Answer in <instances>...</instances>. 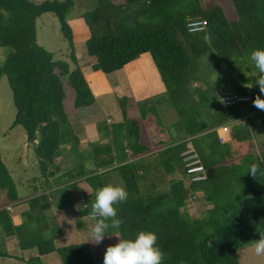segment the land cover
Returning a JSON list of instances; mask_svg holds the SVG:
<instances>
[{
    "label": "trees",
    "instance_id": "trees-1",
    "mask_svg": "<svg viewBox=\"0 0 264 264\" xmlns=\"http://www.w3.org/2000/svg\"><path fill=\"white\" fill-rule=\"evenodd\" d=\"M95 1L98 9L89 14L94 16V24L104 22L110 10L141 8L142 4L147 6L145 14L158 19L154 22L157 24L120 25L118 37L93 40L87 49L97 59V71L105 76L124 70L142 56H150L182 120L181 139L167 148L165 144H160L158 149L153 147L147 137L136 132L137 122L129 123L127 119L125 124L112 128L114 147L125 136L131 140L128 145L135 156L157 155L164 159L166 171L173 172L176 164H182L184 172L183 179L171 181L167 191L159 192L156 182L149 179L150 169L141 167V177L137 166L124 159L115 167L128 192L127 201L117 206V218L121 221L120 228L116 229L119 239H134L141 230L155 232L164 252V264H240V250L264 234V175L248 174L253 163L264 167V150L255 155L257 147L264 148V111L253 106L258 95L243 88L235 93L253 96L252 103L228 108L222 106L220 92L215 94L210 88L192 90L191 86L204 82L197 61L211 50L231 67L236 58H249L253 49H264V0H220L210 6L190 3L184 11L177 7L166 11L167 5L176 0ZM74 5L71 0L41 4L0 0V47L14 51L0 67V75L8 77L13 91L17 109L13 125L24 128L28 143L45 172L58 155L65 153L62 147L78 142L70 114L96 104L84 73L80 69L72 72L66 62H55L53 55L38 44V19L52 13L61 21L65 32V16ZM196 19L207 22L206 31H188V22ZM72 60H76L74 52ZM68 96L74 99L70 114L66 108ZM246 117L248 121L242 122ZM225 125L229 126V139L223 143L217 130ZM190 144L206 169L204 181L194 182L187 175L184 154ZM107 151L111 156L112 146ZM118 161L113 157L104 162L100 157L96 159L98 169L114 166ZM87 182L94 193L105 185L100 175L90 177ZM71 188L76 190L79 184ZM0 191L5 200L1 207L17 200L1 153ZM195 193L203 194V200L212 205L203 217H194L188 210ZM74 201L77 207L69 213L72 212L81 227L82 218L90 212L82 211L75 197ZM47 208L43 206L36 214L43 215ZM6 214L2 211L0 218L10 233L14 231L13 224ZM34 219L38 220V215ZM35 239L41 256L57 252L63 264H103L100 244L94 241L56 249L54 240H43L42 236Z\"/></svg>",
    "mask_w": 264,
    "mask_h": 264
},
{
    "label": "crops",
    "instance_id": "crops-1",
    "mask_svg": "<svg viewBox=\"0 0 264 264\" xmlns=\"http://www.w3.org/2000/svg\"><path fill=\"white\" fill-rule=\"evenodd\" d=\"M84 55L85 58L81 60V64L85 68L91 67L90 69H92L95 62L88 58L85 51ZM147 62L146 59L140 57L125 67L124 70L106 75L108 78L112 75L114 77H111L107 84H102L100 91L102 94L99 97L102 99L96 100V104L91 108L74 110L70 114L78 142H72L62 147L65 153L58 155L47 172L41 169L40 161L30 147L27 137L23 144H18V147L13 146L16 136L10 137L7 134L3 137L5 143L12 145L8 157L5 158V153L1 150L0 153L11 174L17 200L5 207L0 206V213L2 211L7 212L6 216L11 219L14 229V231L7 233L0 218V264H63L57 252L45 256L39 255L37 247L39 242L35 238L40 236L43 240H54L56 249L88 243L95 221L88 214L82 218L81 227H79L78 222L73 218V214H70L72 212L69 213L77 207L74 197L81 205L82 211H91L95 193L87 180L94 175L102 176L105 185L112 184L126 189L120 172L115 170V167L119 166L123 159L127 160L126 163L136 165L140 170L139 173H142L143 168H147L145 167L146 164L155 161V158L157 161L160 159L161 166H159V161H156L151 165V168H147L150 169V180L157 184V191L160 186L167 184L165 189H169L171 181H180L181 177H184L183 169L177 168V166L173 172L166 171L163 166L164 159L161 160L160 156L151 155L143 158L135 156L133 149L128 145L131 140L126 137L120 138L118 147H114L113 144L111 129L123 124L128 119L122 108V102L127 100L128 107L126 109L129 111L139 110L140 103L137 100L138 93L136 91L145 83L149 84L148 78L145 80L143 78L148 68L152 71ZM137 82L139 84H136ZM106 114L112 115V118L107 119ZM106 119L107 134H103L98 130V127ZM13 128L16 127L13 125ZM147 140L151 142L153 147L155 142L159 141V139L148 137ZM111 146L113 148L111 156L116 160L119 159V163L106 169H98L97 157H100L102 162L112 158L107 151V148ZM97 151L100 152L97 153ZM31 165L39 168V170L32 172V174L26 173ZM158 181L161 182L158 183ZM74 184H79V188L76 190L71 188ZM200 196L203 197V194ZM4 201V195L0 191V205ZM32 201L35 203L32 204ZM204 203L209 204L205 200ZM43 206L48 207L44 214L41 216L36 214L41 211ZM209 208L211 209V207ZM31 213L33 218L30 217ZM35 215H38V220L34 219ZM24 225L25 229L20 232L19 229ZM113 231L115 229L110 228L108 234L110 235V232L114 234ZM117 242L116 237H106L100 243L101 254L104 256L107 247L115 245Z\"/></svg>",
    "mask_w": 264,
    "mask_h": 264
},
{
    "label": "rangeland",
    "instance_id": "rangeland-1",
    "mask_svg": "<svg viewBox=\"0 0 264 264\" xmlns=\"http://www.w3.org/2000/svg\"><path fill=\"white\" fill-rule=\"evenodd\" d=\"M28 1L34 4H41L45 1L65 2L68 0ZM71 1H73L75 5L65 16V22L67 25L65 32L61 21L52 13L45 14L38 19V44L53 55L55 62L68 63L72 72L80 69L84 73L90 89L94 93L95 99L99 101L102 99V97L99 98L102 94L100 92L102 84H107V81L114 76L112 75L108 78V76H104L97 71V60L88 55V44L93 40L104 37H118L120 35V25L125 27H135L137 24H157L154 22H158V19L148 13L145 14L144 12L147 10V6L146 4H142L141 8L118 7L115 10H110L107 12L106 20L104 22L94 24V16L91 17L89 14L98 9V3L95 0ZM218 1L220 0H176L175 3L172 2L167 5L166 11H170L175 7L184 11L185 6L190 3L210 6ZM71 41L73 42V46H71ZM84 51L88 58L95 62L92 69H90L91 67L85 68L84 65L81 64V60L85 58ZM13 52L12 48L0 47V67L3 66ZM73 52L76 55L75 61L72 60ZM142 57L148 61V66L150 64V68L154 72L148 68L143 79L145 80L148 78L149 84L145 83L143 85L144 87L142 86L136 91L138 93L137 100L140 103L139 110L129 111L126 109V107H128V102L122 103V108L129 123L137 122L139 124V130L136 132H140L143 136L148 138L159 139L154 145V147L158 149L160 144L170 146L181 139L182 120L174 103L170 100L166 86L162 81L160 71L156 67L153 59L148 55ZM197 63L202 71L204 82L194 84L191 86L192 90H205L210 88L215 94H218L221 90L236 92L238 89L243 88L250 94L260 95V97L264 99V94H260L259 86L255 84L257 77L250 75L252 72V62L249 58H236L234 65L229 67L213 50H211L207 55L199 58ZM64 82L67 84L68 79L65 78ZM249 83L254 86L252 88L245 87V85ZM136 84L139 83L137 82ZM73 97L75 99V95ZM74 99L72 100L70 96L67 98L66 108L69 114L71 111L70 105L74 102ZM16 116L17 109L14 103L13 91L10 87L9 79L4 75H0V150L5 153V158L10 155L12 148V145L5 143L3 139L5 135L8 134L10 137L16 136V138H14V147H18L26 141L27 134L24 128L21 126L13 128ZM106 116L107 119L112 118V115L110 114H106ZM107 119L98 127V130L103 132V134H107ZM246 119L247 117L244 118V121L242 122H247L248 120ZM123 124H125V122ZM111 130V135L113 136V129ZM120 130L121 129H119L118 132ZM136 132L133 131V134H136ZM222 136L224 141L220 139L221 142L225 143L228 141L229 133L225 138L222 132ZM263 150L264 148L257 147L255 155H259ZM154 160L155 161L146 164L145 167L151 168V165L157 161V158ZM158 161L159 166H161L160 159H158ZM176 166L180 169L183 167L182 164H176ZM27 170L26 173L30 172L29 174H32V172L38 171L39 168L32 167L31 165ZM139 176L142 177L141 172L139 173ZM181 179H183V176ZM142 185H144V182H142ZM167 186L168 184L166 186H160L159 190L162 189L163 191H167L168 189H165ZM194 195L196 196V199L193 201L189 200L188 210L194 217H203L209 211V207L212 208V205L210 203V205L205 204L199 194L195 193ZM113 232L114 234L110 232V235L113 237L117 236L116 238L119 240L120 237L117 230L115 229ZM238 259L240 264H264V256H256L251 244L240 250Z\"/></svg>",
    "mask_w": 264,
    "mask_h": 264
},
{
    "label": "clouds",
    "instance_id": "clouds-1",
    "mask_svg": "<svg viewBox=\"0 0 264 264\" xmlns=\"http://www.w3.org/2000/svg\"><path fill=\"white\" fill-rule=\"evenodd\" d=\"M249 59L252 62L250 75L257 77L255 84L259 86L260 94H264V49H253ZM253 86L251 83L245 85L248 88ZM253 106L264 111V99L258 95L253 101ZM248 174L253 177L264 175V167L261 163H253ZM127 199L128 192L121 186L107 184L96 190L89 213L91 219L95 221L89 240L100 244L106 237L111 236L108 234L110 228H120L117 206ZM249 243L254 248L256 256H264V234H260L258 239ZM208 246L211 247L212 243L209 242ZM103 264H164V252L158 244V235L153 231L141 230L134 239H119L115 245L107 247Z\"/></svg>",
    "mask_w": 264,
    "mask_h": 264
},
{
    "label": "built area",
    "instance_id": "built-area-1",
    "mask_svg": "<svg viewBox=\"0 0 264 264\" xmlns=\"http://www.w3.org/2000/svg\"><path fill=\"white\" fill-rule=\"evenodd\" d=\"M188 31L190 33H200L207 30V22L203 19L190 20L188 22ZM220 102L223 107H240L242 105L252 103L253 99L251 96L239 95L233 91L225 90L220 92ZM220 139L223 140L222 132L225 138L229 133V126L225 125L219 128ZM38 144V140L35 142ZM185 163L187 167V174L191 177L194 182H201L207 179V172L204 165L201 163L199 155L197 154L194 146L189 145V150L184 154ZM196 199V196L193 195L191 201Z\"/></svg>",
    "mask_w": 264,
    "mask_h": 264
}]
</instances>
